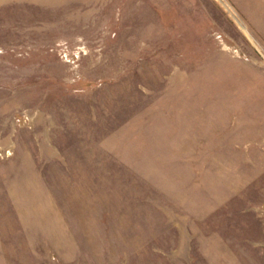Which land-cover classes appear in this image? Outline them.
Masks as SVG:
<instances>
[{
  "label": "rangeland",
  "instance_id": "rangeland-1",
  "mask_svg": "<svg viewBox=\"0 0 264 264\" xmlns=\"http://www.w3.org/2000/svg\"><path fill=\"white\" fill-rule=\"evenodd\" d=\"M0 264H264V0H0Z\"/></svg>",
  "mask_w": 264,
  "mask_h": 264
}]
</instances>
